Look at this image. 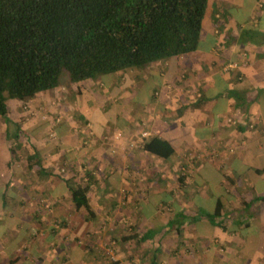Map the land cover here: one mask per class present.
<instances>
[{
  "label": "crops",
  "instance_id": "0c3cea01",
  "mask_svg": "<svg viewBox=\"0 0 264 264\" xmlns=\"http://www.w3.org/2000/svg\"><path fill=\"white\" fill-rule=\"evenodd\" d=\"M74 86L75 126L21 111L50 90L12 99L9 140L0 117L2 264H264V0H208L197 50Z\"/></svg>",
  "mask_w": 264,
  "mask_h": 264
},
{
  "label": "trees",
  "instance_id": "16d2710c",
  "mask_svg": "<svg viewBox=\"0 0 264 264\" xmlns=\"http://www.w3.org/2000/svg\"><path fill=\"white\" fill-rule=\"evenodd\" d=\"M207 2L0 0V117L7 135L19 132L8 101L58 88L63 72L79 83L197 50ZM142 142L154 155L172 154L156 137ZM70 190L75 205L94 216L89 184L74 183Z\"/></svg>",
  "mask_w": 264,
  "mask_h": 264
},
{
  "label": "rangeland",
  "instance_id": "374dc122",
  "mask_svg": "<svg viewBox=\"0 0 264 264\" xmlns=\"http://www.w3.org/2000/svg\"><path fill=\"white\" fill-rule=\"evenodd\" d=\"M108 76V75H107ZM61 81H62V83H61V85L62 86H65V89L64 88H62V90L59 88V89H57V90H50V91H48V94H49V98H50V100H51V103H52V108H51V106H49V108H48V110H41V109H38V107H32L30 104H27V105H25L27 108H25L24 106L22 107L23 109L21 110L22 112H26L27 113V115L29 116V117H34V122H37L36 120L37 119H39V120H43V118H46V119H51V121H52V127H54L55 126V124H58L63 118H64V121L65 120H68L69 122H72V124H74V126H75V124H76V122H78L77 121V118H76V116H75V111L73 110V109H71V108H69V107H67L66 109H64V107L63 106H58L59 104H58V98H60L61 100H63L64 98H63V96H65V95H63L61 92H68V93H70V94H73V92H71V87H73L74 85H75V83H71L70 81H69V79H68V74L66 73V72H63V75H62V78H61ZM75 87V86H74ZM145 87H147V85L145 86V82L142 84V86L140 87V89L142 90V88H143V90H144V88ZM64 90V91H63ZM74 91V90H73ZM145 91V90H144ZM46 94H47V92H46ZM67 97H69V95H66ZM17 100V99H16ZM11 102H12V100H9L8 101V105H10L11 104ZM72 102H70V104H71ZM36 110H38V111H36ZM62 110V112H60ZM64 110V111H63ZM66 110V111H65ZM32 112L33 111V113H30V112ZM36 111V112H35ZM43 111V112H42ZM47 113V114H46ZM31 114V115H30ZM41 114H42V116H45V117H42L41 116ZM41 117H42V119H41ZM24 119L26 118V116L25 117H23ZM39 120H38V122H39ZM55 121V124H54V126H53V122ZM25 122V121H24ZM22 131H26V128H24ZM52 133V132H51ZM22 135L21 136H23V137H21V139L22 140H26L25 139V134L26 133H21ZM111 134H107V135H105L107 138H104V140H109V136H110ZM16 136V135H15ZM52 136V137H51ZM10 137H12L11 136V134H9V135H7V138H8V140L10 139ZM50 138L54 141V136L53 135H50ZM83 138V137H82ZM82 138H80V140L82 139ZM13 139H14V141H13ZM13 139H11L12 140V142L10 143V146H16V144H17V139L18 138H16V137H14L13 136ZM3 140L6 142V139L3 137V133L1 132V130H0V145L2 146L4 143H3ZM83 141H84V139H83ZM7 143H9V141H7ZM24 144H25V142H24ZM26 145V144H25ZM23 151V150H22ZM24 152V151H23ZM24 157V156H23ZM62 171V170H61ZM1 217H3V219L1 218ZM4 222V225L3 226H5L6 227V234H7V236H8V238H10V236L8 235V234H10V229H9V227H10V225H11V219H10V214L8 213V212H5V213H0V226H1V223H3ZM11 228V227H10ZM22 243H26L25 242V239H23L22 240ZM7 244H9V241L7 242ZM6 247L5 246H3V245H1L0 244V251H2L1 249H5ZM8 248V247H7ZM9 255V254H8ZM4 258L3 259H5L6 258V256H7V254H4ZM111 258V257H110ZM115 259V258H114ZM113 259V260H114ZM6 260V259H5ZM114 261H116V260H114ZM112 263H113V261H112Z\"/></svg>",
  "mask_w": 264,
  "mask_h": 264
},
{
  "label": "built area",
  "instance_id": "2783aa9c",
  "mask_svg": "<svg viewBox=\"0 0 264 264\" xmlns=\"http://www.w3.org/2000/svg\"><path fill=\"white\" fill-rule=\"evenodd\" d=\"M148 135L149 134L147 132H142L141 133L142 137H145V136H148ZM113 137H114L115 140H118L120 138V135L119 134H114ZM105 138H107V137L105 136ZM131 146H133V144ZM111 259H112V257H111Z\"/></svg>",
  "mask_w": 264,
  "mask_h": 264
}]
</instances>
